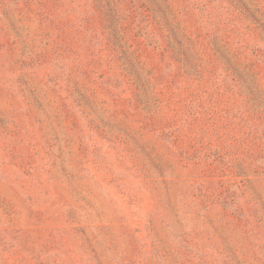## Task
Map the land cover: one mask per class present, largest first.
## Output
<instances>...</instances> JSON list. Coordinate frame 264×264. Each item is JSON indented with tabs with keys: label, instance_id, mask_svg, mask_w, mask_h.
Returning <instances> with one entry per match:
<instances>
[{
	"label": "rangeland",
	"instance_id": "1",
	"mask_svg": "<svg viewBox=\"0 0 264 264\" xmlns=\"http://www.w3.org/2000/svg\"><path fill=\"white\" fill-rule=\"evenodd\" d=\"M0 264H264V0H0Z\"/></svg>",
	"mask_w": 264,
	"mask_h": 264
}]
</instances>
